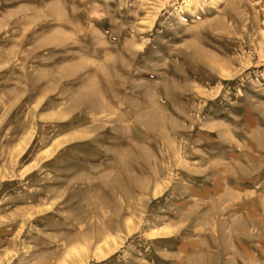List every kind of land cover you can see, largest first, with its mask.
<instances>
[{"label": "rangeland", "instance_id": "374dc122", "mask_svg": "<svg viewBox=\"0 0 264 264\" xmlns=\"http://www.w3.org/2000/svg\"><path fill=\"white\" fill-rule=\"evenodd\" d=\"M0 264H264V0H0Z\"/></svg>", "mask_w": 264, "mask_h": 264}, {"label": "bare ground", "instance_id": "6f19581e", "mask_svg": "<svg viewBox=\"0 0 264 264\" xmlns=\"http://www.w3.org/2000/svg\"><path fill=\"white\" fill-rule=\"evenodd\" d=\"M102 75V74H101ZM104 75V74H103ZM102 77V76H101ZM106 79V78H105Z\"/></svg>", "mask_w": 264, "mask_h": 264}]
</instances>
